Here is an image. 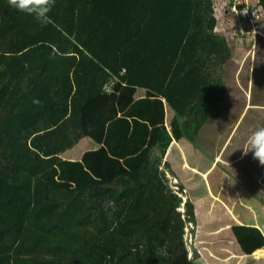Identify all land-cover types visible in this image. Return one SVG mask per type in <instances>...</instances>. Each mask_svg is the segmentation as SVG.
Returning <instances> with one entry per match:
<instances>
[{"label":"trees","instance_id":"obj_1","mask_svg":"<svg viewBox=\"0 0 264 264\" xmlns=\"http://www.w3.org/2000/svg\"><path fill=\"white\" fill-rule=\"evenodd\" d=\"M253 2L264 11V0ZM232 3L56 0L41 24L0 0V264H196L193 206L161 160L191 124L199 134L232 103L222 77L236 68L229 46L244 36ZM113 79L122 101L124 84L141 87L175 113L144 163L137 158L140 170L121 159L142 141L133 145L122 121L108 135L109 111L91 110ZM112 133L125 142L119 153ZM89 137L101 149L68 161Z\"/></svg>","mask_w":264,"mask_h":264},{"label":"crops","instance_id":"obj_2","mask_svg":"<svg viewBox=\"0 0 264 264\" xmlns=\"http://www.w3.org/2000/svg\"><path fill=\"white\" fill-rule=\"evenodd\" d=\"M254 8L258 12L254 23L238 22L244 29V36L234 44V83L226 85L227 76L225 82L222 81L226 87L223 96L229 94L240 99V105L236 107L234 101L226 104L224 111L212 122L203 123L199 134L192 131L199 123L188 126L190 133L180 140L174 139L161 160V169L166 170L173 189L180 192L184 203L193 206L195 221L190 224L193 228L187 229V236L190 237V256L195 258L196 264H264V242L256 231H252L257 229L264 237V166L259 165L251 153L244 154L248 137L264 127V88L259 87L255 93L251 87L258 64L254 55L259 51L262 58L260 78L264 82V11L258 6ZM249 59L244 77L248 80L246 85V80L242 79V82L235 78L240 77ZM117 81L113 79L106 84L110 89L108 96L93 103L91 110L97 114L109 111L110 118L105 123L108 135L111 126L122 121L130 131L133 145H137V139L142 141L135 153L127 147V156L121 159L122 167L125 161H133V169L140 170L142 164H137V158L141 157L144 163L147 150L157 136L163 131L170 132V119L175 113L163 97L141 87L124 84L130 89L131 96L125 95L122 101L123 85L118 82V87L113 88ZM243 97L246 103H243ZM129 100L133 101L128 104ZM135 105L137 108L131 110ZM242 126V133L236 137ZM204 128L206 130L202 132ZM136 130H142V133ZM115 133L111 135L110 150L114 148L119 153L125 142L117 140ZM88 139L80 142L87 141L85 147L77 150L68 161H81L86 153L101 149V142Z\"/></svg>","mask_w":264,"mask_h":264},{"label":"clouds","instance_id":"obj_3","mask_svg":"<svg viewBox=\"0 0 264 264\" xmlns=\"http://www.w3.org/2000/svg\"><path fill=\"white\" fill-rule=\"evenodd\" d=\"M56 0H8L9 7L25 16L33 17L41 24L47 23ZM247 151L244 154H252V158L264 166V127L255 130L247 139Z\"/></svg>","mask_w":264,"mask_h":264},{"label":"rangeland","instance_id":"obj_4","mask_svg":"<svg viewBox=\"0 0 264 264\" xmlns=\"http://www.w3.org/2000/svg\"><path fill=\"white\" fill-rule=\"evenodd\" d=\"M232 17H230V19H231ZM232 20H235V19H232ZM225 21H226V19H224V21H223V23L225 24ZM232 25V23L230 22V23H228V26H231ZM242 31H244V29L242 30ZM220 33V32H219ZM223 35H225V34H223ZM225 36H227L228 37V39H229V35H225ZM221 37V36H220ZM244 39H248V38H244ZM233 41V39H231V40H229V42L231 43ZM232 50L233 52H234V44L232 45H230L229 46V50ZM260 51L258 52V55H254V58H256L257 59V72H255L254 74H255V78H254V81H252V83H251V87H253V89L255 90V93H256V90L259 88V87H261V88H264V82L261 80V78H260V64H261V62H262V58H260L261 56H260ZM249 63H250V59H249V61H248V63H247V65L246 66H244V70L242 71V73H241V75H240V77L239 78H235V80H239V79H244V77H246V69H248L249 68ZM234 72H235V70H234ZM234 72H231V74L230 75H227V78H228V82L226 83V85L227 84H233L234 83ZM223 79H224V76H223ZM244 80H246V79H244ZM244 80H242V82L244 81ZM247 81L248 80H246V85H247ZM240 82V81H239ZM247 87V86H246ZM219 89H221V82H220V84H219ZM228 96H229V94H228ZM227 96V97H228ZM230 97V96H229ZM231 98V100H232V103H233V101H234V104L233 105H235L236 107H238L239 105H240V103H241V100L240 99H238V98H235V97H230ZM243 103H246V98H244L243 97ZM146 103V102H145ZM226 104H228V101L226 100V102L224 103V104H221V105H219L218 107H217V111H216V113H215V115H213V117H212V120L211 121H213L214 119H215V116H218L219 114V112L220 113H222L223 111H224V108L226 107ZM244 105V104H243ZM233 111V110H232ZM235 112V111H234ZM236 116H238V115H236ZM249 117H250V115H249ZM248 117V118H249ZM238 118V117H237ZM236 118V119H237ZM246 123H247V120H246V122H244L243 123V125H246ZM207 125H208V123H207ZM204 130H206L205 128L204 129H202V132L204 131ZM242 130H243V126L240 128V130H239V132L236 134V137L239 135V133L241 134L242 133ZM86 139H88V138H86ZM88 140H91V139H88ZM86 143H87V141L85 140L84 141V143H79V145L78 146H76V148L78 147V149H76L75 150V154L77 153V150L79 151L80 149H82L83 147H85V145H86ZM66 153H69V151H67ZM69 157H72V156H69ZM77 162V161H76ZM187 238H190L189 236L187 237ZM190 242V241H189Z\"/></svg>","mask_w":264,"mask_h":264},{"label":"built area","instance_id":"obj_5","mask_svg":"<svg viewBox=\"0 0 264 264\" xmlns=\"http://www.w3.org/2000/svg\"><path fill=\"white\" fill-rule=\"evenodd\" d=\"M230 11L236 15L238 20L248 21L254 23L257 20V10L253 7V0H233ZM241 31L242 29L239 28ZM243 34V31H242ZM105 90L109 91L107 85L104 87Z\"/></svg>","mask_w":264,"mask_h":264}]
</instances>
